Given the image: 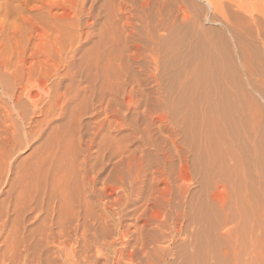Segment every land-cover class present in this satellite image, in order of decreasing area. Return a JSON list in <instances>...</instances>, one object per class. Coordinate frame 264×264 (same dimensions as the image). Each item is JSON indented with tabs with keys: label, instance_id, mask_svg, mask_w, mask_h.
Returning a JSON list of instances; mask_svg holds the SVG:
<instances>
[{
	"label": "rangeland",
	"instance_id": "obj_1",
	"mask_svg": "<svg viewBox=\"0 0 264 264\" xmlns=\"http://www.w3.org/2000/svg\"><path fill=\"white\" fill-rule=\"evenodd\" d=\"M263 5L0 0V264H264Z\"/></svg>",
	"mask_w": 264,
	"mask_h": 264
},
{
	"label": "bare ground",
	"instance_id": "obj_2",
	"mask_svg": "<svg viewBox=\"0 0 264 264\" xmlns=\"http://www.w3.org/2000/svg\"><path fill=\"white\" fill-rule=\"evenodd\" d=\"M225 1V0H224ZM166 2V1H165ZM191 3V2H190ZM217 3H219V2H217ZM220 3H222V2H220ZM162 4V3H161ZM223 4V3H222ZM207 6H208V8H209V10L212 12V11H215L216 13L218 12V13H220L224 18L223 19H225L226 21H227V23L228 24H230L229 25V27L230 28H232L231 30H230V35L232 36V38H233V40L235 41V42H238L239 41V38H238V35L236 34L237 32H235V31H238L239 30V32L241 31V30H243L244 29V26H243V28L238 24V23H234V22H232L230 19H228L227 18V16H225L223 13H224V11H221V12H219L220 10V6L218 7V5L215 3V1H210V2H207V4H206ZM220 5V4H219ZM187 6V5H186ZM222 6V5H221ZM264 6V5H263ZM164 7V6H163ZM180 7V6H179ZM189 7V6H188ZM190 7H192V6H190ZM225 7H226V5H225ZM238 7V6H237ZM219 8V9H218ZM230 8V7H229ZM205 9V8H204ZM222 9V8H221ZM238 9V8H237ZM248 9V8H247ZM247 9H239L237 12H235V14L237 15L236 16V19H237V17H238V19L239 20H237V21H240L241 19L243 20V19H245L244 18V16L245 15H249L250 14V11H251V13H252V10H247ZM183 10V9H182ZM186 11V10H185ZM195 11V10H194ZM198 11V10H197ZM235 11H236V9H235ZM223 12V13H222ZM257 12V11H256ZM204 13H205V10H204ZM259 13V12H258ZM183 14V13H182ZM234 14V13H233ZM235 14H234V16H235ZM252 15V14H251ZM264 15V14H263ZM165 18V17H164ZM264 18V17H263ZM253 19V18H252ZM162 20V19H161ZM166 20V19H165ZM225 21V22H226ZM236 21V22H237ZM243 23H245L246 24V21L245 20H243ZM186 24V23H185ZM254 24V23H253ZM252 24V25H253ZM226 25V24H225ZM243 25V24H242ZM254 26H255V24H254ZM229 27H228V29H229ZM245 27H247V25L245 26ZM256 28H257V26H256ZM249 29V28H248ZM234 30V31H233ZM260 34V33H259ZM260 94V99L262 100V101H264V94H262L261 92L259 93ZM234 96V95H233ZM243 96V95H242ZM244 97V96H243ZM236 98V97H235ZM237 98H238V96H237ZM237 100V99H236ZM238 100H240V99H238ZM243 100V99H242ZM245 100H247V99H245ZM252 101V100H251ZM245 103H246V101H245ZM254 104V103H253ZM238 105V104H237ZM240 106V105H239ZM244 106V105H243ZM246 106V105H245ZM256 108V107H255ZM241 110V109H240ZM250 110V109H249ZM256 110V109H255ZM258 111H260V110H258ZM245 113H246V111H245ZM257 112H255V114H256ZM259 113V112H258ZM261 113V112H260ZM262 114V113H261ZM256 116H259V115H256ZM260 117V116H259ZM217 119V118H216ZM264 119V118H263ZM252 120H253V116H252ZM258 120V119H257ZM256 120V121H257ZM243 121V120H242ZM259 122V121H258ZM260 122H261V120H260ZM254 124H257V123H253V125ZM254 127V126H253ZM246 131V130H245ZM263 139V138H262ZM260 141V140H259ZM262 141V140H261ZM264 141V140H263ZM249 146V145H248ZM253 146V145H252ZM260 146V145H259ZM263 146V145H262ZM264 147V146H263ZM263 150V149H262ZM261 150V151H262ZM263 152H264V150H263ZM258 158V157H257ZM263 159H261V164L263 165V167H264V156L262 157ZM256 159V158H255ZM260 162V161H259ZM258 162V163H259ZM257 163V162H256ZM260 164V165H261ZM258 165V164H257ZM261 165V166H262ZM264 170V169H263ZM222 191H223V189H222ZM224 192V191H223ZM225 193V192H224ZM219 195V194H218ZM221 195H224V194H221ZM215 196V195H214ZM216 198V197H215ZM217 199V198H216ZM222 200H224V199H222ZM254 214V213H253ZM228 232V231H227Z\"/></svg>",
	"mask_w": 264,
	"mask_h": 264
}]
</instances>
